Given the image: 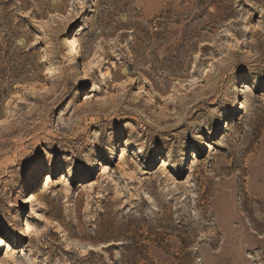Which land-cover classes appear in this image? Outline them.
<instances>
[{"label": "rangeland", "instance_id": "374dc122", "mask_svg": "<svg viewBox=\"0 0 264 264\" xmlns=\"http://www.w3.org/2000/svg\"><path fill=\"white\" fill-rule=\"evenodd\" d=\"M0 264H264V0H0Z\"/></svg>", "mask_w": 264, "mask_h": 264}, {"label": "bare ground", "instance_id": "6f19581e", "mask_svg": "<svg viewBox=\"0 0 264 264\" xmlns=\"http://www.w3.org/2000/svg\"><path fill=\"white\" fill-rule=\"evenodd\" d=\"M75 44H76V40L74 39V38H68V39H66L65 40V43H64V46H65V55L64 56H66V57H72V56H74L75 55V51H74V48H75ZM49 51V50H48ZM84 73V77L83 78H85V75H86V72L84 71L83 72ZM43 75H44V77H46L47 79H50V78H52V77H54L55 76V73H54V70L51 68V67H46L45 69H44V72H43ZM52 76V77H51ZM94 88H92V90H93ZM95 106H97V105H94V107ZM168 167H169V165H168V163H167V161H164V160H162L161 161V166H160V170L163 172V171H166L167 169H168ZM103 169H106V168H103ZM60 182H59V184L61 183H65V182H67L68 181V175H66V174H62L61 175V178H60V180H59ZM53 183V180L51 179V177L50 176H44L43 177V187H46V186H49V184H52ZM61 186H63V185H61ZM26 199V198H25ZM28 201H26V200H21V202L18 204V206H17V211H21V210H23L24 209V207H27L28 206ZM18 216V215H17ZM30 232V226H29V224H25V229L24 230H22V233H23V235L25 234H28ZM4 247V246H3Z\"/></svg>", "mask_w": 264, "mask_h": 264}]
</instances>
